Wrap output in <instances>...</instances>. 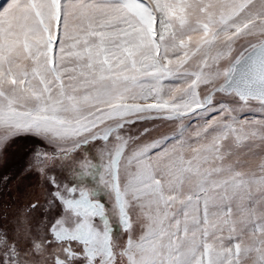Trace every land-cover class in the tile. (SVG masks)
Listing matches in <instances>:
<instances>
[{"label": "snow or ice", "instance_id": "snow-or-ice-1", "mask_svg": "<svg viewBox=\"0 0 264 264\" xmlns=\"http://www.w3.org/2000/svg\"><path fill=\"white\" fill-rule=\"evenodd\" d=\"M0 264H264V0L0 5Z\"/></svg>", "mask_w": 264, "mask_h": 264}, {"label": "rangeland", "instance_id": "rangeland-1", "mask_svg": "<svg viewBox=\"0 0 264 264\" xmlns=\"http://www.w3.org/2000/svg\"><path fill=\"white\" fill-rule=\"evenodd\" d=\"M6 2H7V0H0V5L4 4Z\"/></svg>", "mask_w": 264, "mask_h": 264}]
</instances>
